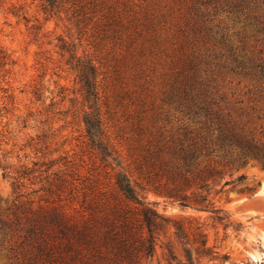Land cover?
<instances>
[{
  "label": "rangeland",
  "instance_id": "374dc122",
  "mask_svg": "<svg viewBox=\"0 0 264 264\" xmlns=\"http://www.w3.org/2000/svg\"><path fill=\"white\" fill-rule=\"evenodd\" d=\"M45 5L0 0V160L8 166L6 176L0 168V209L31 202L72 210L73 184L111 190L124 169L160 212L203 224L214 252L198 264H264V160L225 166L230 155L224 151L208 156L224 169L216 188L230 181L208 197L210 208L227 215V228L212 211L183 209L154 188L158 147L183 124L169 98L192 53V37L184 32L195 17L192 0H60L52 12ZM226 7L210 6L212 32L195 43L212 54L204 74L213 78L223 112L264 140V92L260 96L229 62L213 57L226 51L221 34L236 48L245 41L263 53L264 40L247 35L241 18ZM78 60L97 69L91 101ZM89 112L101 118L113 151L108 159L89 139ZM59 176L68 179L62 189L55 185ZM154 264H167L160 246Z\"/></svg>",
  "mask_w": 264,
  "mask_h": 264
},
{
  "label": "trees",
  "instance_id": "16d2710c",
  "mask_svg": "<svg viewBox=\"0 0 264 264\" xmlns=\"http://www.w3.org/2000/svg\"><path fill=\"white\" fill-rule=\"evenodd\" d=\"M59 1L44 0L46 10L52 12ZM217 4L227 6L224 9L241 18L249 29L247 35L256 41L264 40V0H192L195 17L184 29L192 37V53L169 98L183 124L165 136L158 147L154 174L160 177L156 178L159 183L153 184L183 209L212 211L214 220L227 228V215H222L223 209L219 207L210 208L208 197L230 181L226 179L220 189L216 188L224 169L210 163L208 156L218 149L224 151L230 155L224 160L225 166L244 165L250 157L264 160V140L258 139L252 130L246 131L231 112H223L217 90L212 88L213 78L204 74L212 54L207 48H198L195 42L205 41V34L212 32L210 6L216 8ZM219 40L226 51H218L213 57L229 62L230 69L250 80L262 96L263 51L245 41L236 48L227 43L225 34ZM75 66L85 98L91 101L96 96L97 69L79 60ZM85 123L92 145L108 159L113 151L103 139L101 118L89 112ZM7 167L0 160L5 176ZM243 178L245 175H240L239 179ZM56 180L58 189L68 182L65 176ZM80 189L85 190L76 194ZM142 189L121 169L111 190L73 184L69 190L71 201L76 202L72 210L62 203L34 207L31 202H13L0 209V260L4 264H154L158 246L163 249L167 264H198L212 255L214 251L200 221L160 212L156 202L142 194Z\"/></svg>",
  "mask_w": 264,
  "mask_h": 264
}]
</instances>
